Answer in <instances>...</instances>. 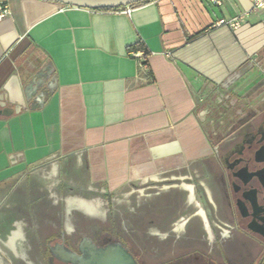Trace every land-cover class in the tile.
Segmentation results:
<instances>
[{"label": "crops", "instance_id": "0c3cea01", "mask_svg": "<svg viewBox=\"0 0 264 264\" xmlns=\"http://www.w3.org/2000/svg\"><path fill=\"white\" fill-rule=\"evenodd\" d=\"M0 7L10 11L0 21V264H11L4 249L15 231H36L17 225L41 218L43 189L55 181L112 194L195 173L201 237L208 219L235 221L208 126L222 102L264 106V9L253 0ZM144 67L147 83L139 82ZM183 204L171 192L160 205L173 217ZM13 239L19 247L20 235Z\"/></svg>", "mask_w": 264, "mask_h": 264}, {"label": "flooded vegetation", "instance_id": "af4514ba", "mask_svg": "<svg viewBox=\"0 0 264 264\" xmlns=\"http://www.w3.org/2000/svg\"><path fill=\"white\" fill-rule=\"evenodd\" d=\"M229 120V132L215 144L224 165L223 174L217 176L226 190L224 201L235 212L232 224L218 225L208 219L202 225L206 232L201 237L192 220L201 210L197 200L202 176L194 173L182 179L165 177L157 186L136 185L139 188L131 190L144 197L143 202H129L141 225L137 231H122L115 216L108 221L102 209L103 214L97 216L83 213L89 218H105L97 231L77 233L70 224L66 226L68 219L60 225L58 214L50 217L55 224L40 223L41 218L35 224H24L36 231L24 235L20 229L15 231L9 242L18 233L26 245L16 247L18 255L8 249L20 264H264V106L246 118ZM220 124L222 127L225 122ZM176 188L184 204L169 217L172 207L160 204ZM143 236L150 241L146 246H142ZM153 237L166 240L165 246H154Z\"/></svg>", "mask_w": 264, "mask_h": 264}, {"label": "rangeland", "instance_id": "374dc122", "mask_svg": "<svg viewBox=\"0 0 264 264\" xmlns=\"http://www.w3.org/2000/svg\"><path fill=\"white\" fill-rule=\"evenodd\" d=\"M217 96L213 95L207 99V103L209 105L214 104ZM222 101V100H221ZM227 102H222L219 106H216V110H213L210 114V120L213 121V125L208 126L209 133L213 140L216 143L220 142L221 137L226 136V134L229 132V129L231 127L230 117H234V119H242L246 118L249 115H252V111L250 110L247 112L249 108H251L250 105H248L246 109L241 111L239 109V106L237 107H231L230 109H227L225 106L227 105ZM253 110V109H252ZM220 113H222V116H219ZM248 114V115H247ZM222 122H225L224 126L221 127ZM218 133V138H214L213 134ZM53 186L47 187L48 190L43 189V199L49 197L48 201L44 203V207H42V213H41V222H52V224H55L53 219H50V217H54L58 214H60V225H62V221L65 220L66 226L70 224L73 229L77 233H90L93 231H97V228L99 227L101 221L103 219L98 218H89L87 215L83 214V212L79 210H73L72 212H68L67 208V201L71 198L73 199H79L83 200L89 203H99L101 205L100 208L104 209L108 221H110L111 216H115V219L118 222V226L121 227V230L124 231V229L131 231L130 229H136L139 230L141 228V225L139 224V220L136 218L135 214L131 211L132 207L129 206V202H134L135 200H142L144 197H140V194L136 192L135 194L131 193V190L134 191L138 189L139 187H136L134 185L132 189H124L122 192L112 193L109 194L105 189L92 187L90 190L88 188L84 190H79L76 185L70 184H64L59 183L57 181L53 182ZM157 186V183H149L145 186ZM142 190V189H140ZM175 191L176 194H180L181 191L176 188L172 191V193ZM147 193V192H146ZM171 195V194H170ZM168 196V194H167ZM51 197V199H50ZM171 201V200H170ZM172 202V201H171ZM170 202V204H171ZM173 204V203H172ZM196 225L200 224V219L196 218L194 220ZM37 225H40L37 223ZM44 225V224H43ZM51 226V224H50ZM17 227H22V229L25 228L24 224L17 225ZM46 227H49V224L46 225ZM16 230V229H15ZM45 231L49 229H44ZM139 236H142L139 234ZM154 239V246H165L166 240H163L162 238L153 237ZM20 247H25V243H23L21 240L18 241ZM142 246H146L145 244L149 243L150 241H146L144 239V236L141 238ZM23 245V246H22ZM153 246V245H152ZM7 256L6 259L7 262H11V264H20L19 258H16L14 254L8 250L7 248L4 249Z\"/></svg>", "mask_w": 264, "mask_h": 264}, {"label": "water", "instance_id": "95a60500", "mask_svg": "<svg viewBox=\"0 0 264 264\" xmlns=\"http://www.w3.org/2000/svg\"><path fill=\"white\" fill-rule=\"evenodd\" d=\"M64 6L88 10H114L128 8L148 0H47Z\"/></svg>", "mask_w": 264, "mask_h": 264}, {"label": "bare ground", "instance_id": "6f19581e", "mask_svg": "<svg viewBox=\"0 0 264 264\" xmlns=\"http://www.w3.org/2000/svg\"><path fill=\"white\" fill-rule=\"evenodd\" d=\"M186 187L191 189V187L189 186H186ZM100 207L101 205L99 203H89V202L79 200V199L71 198L67 201L68 211L79 210L83 213H86L87 215H92V216L103 214V212L101 211L102 208ZM8 246L15 252L16 255L19 254L16 250L17 246L14 244V239L8 244Z\"/></svg>", "mask_w": 264, "mask_h": 264}, {"label": "built area", "instance_id": "2783aa9c", "mask_svg": "<svg viewBox=\"0 0 264 264\" xmlns=\"http://www.w3.org/2000/svg\"><path fill=\"white\" fill-rule=\"evenodd\" d=\"M211 1L216 6L221 5V0H211ZM253 8L254 9H264V0H253ZM127 12H130V10H127ZM9 15H10V11L8 8L0 7V21ZM168 57H171V55H168ZM149 79H150L149 72L147 68L144 67V76L142 78H139V82L147 83Z\"/></svg>", "mask_w": 264, "mask_h": 264}, {"label": "trees", "instance_id": "16d2710c", "mask_svg": "<svg viewBox=\"0 0 264 264\" xmlns=\"http://www.w3.org/2000/svg\"><path fill=\"white\" fill-rule=\"evenodd\" d=\"M144 2H147V1H144ZM144 2H141V3H144ZM141 3H139V4H141ZM139 4L132 5L131 7H134V6L139 5ZM116 10H120V9H114V10H101V11H116ZM137 48L140 49V50H141V49H144V47H143L142 45H138ZM146 55H148V52H147V51H146Z\"/></svg>", "mask_w": 264, "mask_h": 264}]
</instances>
